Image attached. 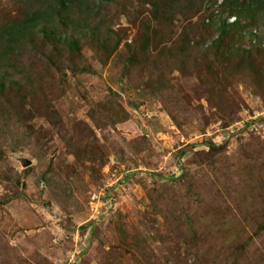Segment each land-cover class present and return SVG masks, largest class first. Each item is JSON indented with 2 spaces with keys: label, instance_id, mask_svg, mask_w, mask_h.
<instances>
[{
  "label": "rangeland",
  "instance_id": "obj_1",
  "mask_svg": "<svg viewBox=\"0 0 264 264\" xmlns=\"http://www.w3.org/2000/svg\"><path fill=\"white\" fill-rule=\"evenodd\" d=\"M81 1L0 0V264H264V14Z\"/></svg>",
  "mask_w": 264,
  "mask_h": 264
},
{
  "label": "trees",
  "instance_id": "obj_2",
  "mask_svg": "<svg viewBox=\"0 0 264 264\" xmlns=\"http://www.w3.org/2000/svg\"><path fill=\"white\" fill-rule=\"evenodd\" d=\"M75 1H79V0H75ZM88 1V0H86ZM158 1H162V6L164 8V11L169 14L171 13L175 7L178 5L179 2L181 1H186L189 4H194L191 0H158ZM85 1H81L79 2V4L83 3ZM93 4L96 7H100V4L103 2V0H92ZM214 2H216V0H214ZM223 3H225L222 8H224V12H228L229 13V17H235L236 21L234 23H231L230 25H228L229 27L233 28L234 30H236L238 28V25L242 23L244 18H248V16L250 14H255L257 12H262L264 14V0H223ZM87 9H89L88 4L86 5ZM154 9H157L156 7L153 6ZM197 12H201V10H196ZM49 12V11H48ZM90 15H93L92 13L94 12L92 9H90ZM48 15H51L50 17ZM47 15V13H44L40 18H38L37 20L34 18L32 19L30 24L24 25L26 27V29H35V28H39L40 25V21H47L46 24H42L44 29H41L40 31H44L42 32V34L44 35L45 40L47 41L48 38L52 39L54 38V36L52 34H50L49 31L53 30V25L58 24L59 22L63 21L64 19H62V15L61 13L58 11V9L53 10V12H49ZM61 16V17H60ZM95 18V17H94ZM218 17H210L208 18L209 22H210V27L212 28L213 24H215L217 22L218 26H219V30H220V37H218L217 40H213L210 43L206 44L204 42L206 41H201L200 38H198V40H196V37H194L192 39V43L195 45H202L203 49H205V52H211V51H216V53H220L223 54L221 51L223 49V41L226 40V24L227 23V19L222 21V22H218L216 19ZM211 20V21H210ZM96 20L93 19L91 20L90 17L87 18L86 20V24H96L95 22ZM212 22V23H211ZM53 24V25H52ZM85 24V23H84ZM220 24V25H219ZM201 25V24H200ZM195 27V29H194ZM192 26V31L195 30L196 31V25ZM207 25L204 24L202 26H200L199 31L207 29ZM19 30V29H18ZM17 30V31H18ZM17 31H15L14 33H16ZM198 31V29H197ZM23 34L22 30L19 32V35ZM18 35V36H19ZM193 36H195L194 34H192ZM4 39V38H3ZM8 40V39H7ZM6 40V41H7ZM8 42V41H7ZM7 42H5V44L7 45ZM59 42L62 43L61 40H59ZM3 44L2 41H0V49H1V45ZM9 45V44H8ZM108 44H106L104 46V48L107 49ZM230 48V47H229ZM149 44L145 43L143 49L141 50V53H147L149 50ZM229 52H231V48L229 50ZM230 54V53H229ZM229 54H225L228 55ZM245 55V54H244ZM17 79V78H16ZM6 80L5 82H9L12 85H18L19 84L16 82L14 77H10V78H3L0 82V85L3 83V81ZM4 82V83H5ZM181 257H179L180 259Z\"/></svg>",
  "mask_w": 264,
  "mask_h": 264
},
{
  "label": "water",
  "instance_id": "obj_3",
  "mask_svg": "<svg viewBox=\"0 0 264 264\" xmlns=\"http://www.w3.org/2000/svg\"><path fill=\"white\" fill-rule=\"evenodd\" d=\"M24 166H28V163H24Z\"/></svg>",
  "mask_w": 264,
  "mask_h": 264
}]
</instances>
